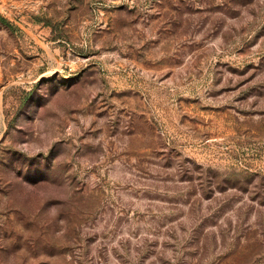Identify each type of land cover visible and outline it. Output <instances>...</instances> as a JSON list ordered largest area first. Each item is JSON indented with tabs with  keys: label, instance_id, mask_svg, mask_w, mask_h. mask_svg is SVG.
Wrapping results in <instances>:
<instances>
[{
	"label": "rangeland",
	"instance_id": "374dc122",
	"mask_svg": "<svg viewBox=\"0 0 264 264\" xmlns=\"http://www.w3.org/2000/svg\"><path fill=\"white\" fill-rule=\"evenodd\" d=\"M0 16V264H264V0Z\"/></svg>",
	"mask_w": 264,
	"mask_h": 264
},
{
	"label": "trees",
	"instance_id": "16d2710c",
	"mask_svg": "<svg viewBox=\"0 0 264 264\" xmlns=\"http://www.w3.org/2000/svg\"><path fill=\"white\" fill-rule=\"evenodd\" d=\"M0 20H1L3 23H6V22H7V20H6L5 18L1 17V16H0Z\"/></svg>",
	"mask_w": 264,
	"mask_h": 264
}]
</instances>
